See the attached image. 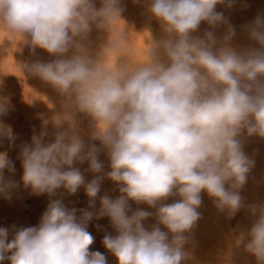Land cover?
I'll return each instance as SVG.
<instances>
[{
  "label": "clouds",
  "instance_id": "9594fccd",
  "mask_svg": "<svg viewBox=\"0 0 264 264\" xmlns=\"http://www.w3.org/2000/svg\"><path fill=\"white\" fill-rule=\"evenodd\" d=\"M234 3L148 0L149 17L163 35L147 31L150 47L138 60L131 35L138 32L123 19L121 0H100L99 7L96 0H0V27L22 41L30 37L33 52L51 57L19 68L61 98L56 131L49 134L45 124L19 146L21 182L34 195L56 197L61 189L75 195L83 188L88 197L82 209L50 199L39 223L13 225L10 240V229L0 227V264H107L103 253L90 251L95 237L88 231L90 221L104 217L116 235L106 233L102 243L117 264H182L202 216V193L229 218L245 207L257 216L244 248L264 264V204L246 205L241 195L255 166L244 143L264 139V17L243 26L254 46L233 47L235 26L218 6ZM202 23L208 27L200 35ZM93 30L104 37L95 53L86 43ZM11 107V98L0 95V145L7 141L9 148L17 139L3 120ZM77 114L90 118L88 142ZM85 163L90 181L76 166ZM15 172L8 151H0L5 198L19 187ZM105 179L118 189L115 199L100 195ZM170 197L179 199L165 203ZM130 201L155 212L133 211ZM153 216L156 223L146 228Z\"/></svg>",
  "mask_w": 264,
  "mask_h": 264
},
{
  "label": "rangeland",
  "instance_id": "374dc122",
  "mask_svg": "<svg viewBox=\"0 0 264 264\" xmlns=\"http://www.w3.org/2000/svg\"><path fill=\"white\" fill-rule=\"evenodd\" d=\"M124 11L123 19L138 33H132L135 47V57L138 60L145 58L144 53L150 44L145 40L151 36L159 39L163 32L160 23L150 18L147 12L148 0H121ZM96 6H100V0H96ZM218 10L224 11L232 25L235 26L236 35L232 39V46L245 48L254 46L249 40L243 26L251 23L257 16L264 17V0H235L233 7L224 8L218 6ZM120 26H123L121 22ZM206 24H201L197 34L202 35L207 30ZM224 28L217 30L216 35L222 37ZM103 34L93 30L89 40L86 42L90 50L95 53L98 46L103 42ZM19 34H13L6 28L0 27V79L3 86L0 87V95H7L11 98V110L3 117L4 123L11 125L17 135L16 147L9 148L7 141L0 145V151H8L9 158L15 162L16 172L13 179L19 183L11 198L0 195V227L10 229L9 240L11 239V228L36 226L43 212L46 210L50 199L60 198L68 208L82 209L88 206V197L81 188L75 195H68L63 189L58 190L56 197H49L47 194L34 195L30 188H25L21 182L23 170L20 161L17 159L19 146L23 143H31L34 133L38 134L46 124L49 134L56 131L52 121L61 112V98L49 85L35 77L23 73L18 64L31 63L36 60H49L51 57L42 49H30V37L22 41ZM76 119L80 124L82 135L86 142L90 139L92 128L90 118L84 114H77ZM67 127V124L64 125ZM97 145L99 141H93ZM245 153L254 159L255 166L249 174V178L241 195L245 198L246 205L264 204V139L252 136L244 143ZM100 159L105 163V171H108V160L104 153ZM84 171L86 181L93 179L91 172L85 171L88 164L76 165ZM6 175H9L7 172ZM107 193L115 199L120 193L111 180L105 179L101 185L100 195ZM203 202L199 211L202 216L196 227L189 233V242L185 245V251L190 254L189 258L182 264H257L254 256L245 251L244 244L247 243V232L256 215L250 213L247 207L241 209L233 217L218 213L213 200L206 193H202ZM179 197H170L165 203H172ZM133 211L144 209L155 212L146 204L131 202ZM97 207L99 201L97 200ZM79 215V213H77ZM156 220L149 217L144 221L146 228H151ZM97 225L100 227L97 228ZM162 230L163 226L161 225ZM88 231L95 237L90 251H100L107 258V264H117L116 258L103 246L102 240L106 233L116 235L109 218L99 220L93 219L89 222ZM243 241V242H242ZM2 264H10L8 260Z\"/></svg>",
  "mask_w": 264,
  "mask_h": 264
},
{
  "label": "bare ground",
  "instance_id": "6f19581e",
  "mask_svg": "<svg viewBox=\"0 0 264 264\" xmlns=\"http://www.w3.org/2000/svg\"><path fill=\"white\" fill-rule=\"evenodd\" d=\"M40 218H41V217H40ZM40 218H39V219H40Z\"/></svg>",
  "mask_w": 264,
  "mask_h": 264
}]
</instances>
